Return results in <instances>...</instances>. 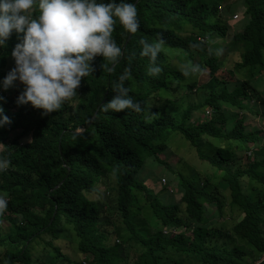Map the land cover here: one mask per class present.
<instances>
[{"label":"trees","instance_id":"1","mask_svg":"<svg viewBox=\"0 0 264 264\" xmlns=\"http://www.w3.org/2000/svg\"><path fill=\"white\" fill-rule=\"evenodd\" d=\"M224 1L126 0L136 6L137 31L114 25L120 56L112 62L97 55L77 96L42 115L15 103L22 85L2 93L10 123L0 127V155L9 160L0 172L7 201L0 211V264L70 263L54 243L68 231L83 256L75 264H264V135L244 123L246 112L260 114L255 108L264 106L254 85L264 73V0H236L240 25L230 21L236 4ZM216 37L224 40L223 52L207 48L205 40ZM158 38L163 44L154 62L139 54L141 40ZM15 44L13 32L0 48V78L14 66ZM225 52L239 55L228 72L241 77L218 74ZM152 63L161 69L156 76L147 74ZM194 65L209 70L197 101ZM125 69L128 95L142 108L151 105L147 119L144 111L101 107ZM201 108L213 116L199 119ZM176 134L216 171L217 181L178 172L181 197L164 203L140 173L148 159L165 164L159 154ZM226 190L229 208L241 214L232 224Z\"/></svg>","mask_w":264,"mask_h":264},{"label":"clouds","instance_id":"2","mask_svg":"<svg viewBox=\"0 0 264 264\" xmlns=\"http://www.w3.org/2000/svg\"><path fill=\"white\" fill-rule=\"evenodd\" d=\"M117 22L128 33L137 31L139 21L134 3L126 0H0V48L5 47L13 32L16 35V44L10 52L14 66L0 78V102L5 100L2 93L18 82L22 90L15 98L17 105L29 104L41 109L42 115L59 109L77 96L81 78L94 71L91 62L97 55L112 62L120 56L121 48L112 37ZM140 43L139 54L154 62L163 40L158 38L152 43L141 40ZM160 71L154 63L147 68L151 76ZM188 71L186 68L184 74ZM190 71L197 72L198 66H192ZM127 76L125 69L113 84L115 94L101 105L102 109L106 112L144 111L146 119L154 115L149 111L150 104L142 108L128 95L124 85ZM3 111L0 107V127L10 123ZM8 166L9 160L0 155V172ZM6 204V199L0 196V211ZM171 232L176 233L174 229Z\"/></svg>","mask_w":264,"mask_h":264},{"label":"rangeland","instance_id":"3","mask_svg":"<svg viewBox=\"0 0 264 264\" xmlns=\"http://www.w3.org/2000/svg\"><path fill=\"white\" fill-rule=\"evenodd\" d=\"M224 2L236 4L234 12L230 15V21L231 23H233V25L242 24V22H240L242 19V16L240 15L242 12V8L238 5L239 2H236V0H225ZM234 14H236L237 17L234 18ZM205 43L207 44V48L209 50L215 49L218 51L217 53H219L220 51H222L220 46L224 45V40L220 37L212 39L209 38L208 41L205 40ZM222 55L223 65L220 68L221 70L218 71V74L222 77H225L226 80H234L238 77H241V75L237 76L228 72L230 69L233 68V64L235 61L238 60L239 55L233 52H225ZM6 66L8 65L6 64ZM192 75L195 77L196 88H193L191 93L193 101H197L199 93L202 91V89L197 88L199 85L201 86L207 81L209 77V70L206 68L204 70L198 69L197 72H192ZM254 85L258 90L261 91L264 96L263 72L261 73V75L258 76V79L254 81ZM20 86L21 84L16 82V87ZM185 99L188 100V96L185 97ZM189 102H191V97H189ZM202 109L203 108L198 109L196 111L199 119H209L213 116V112L210 108H205L204 110ZM255 109H259L260 114L255 115L246 112V119L244 123L247 128L253 130H256L255 128H257L258 131H261L260 134L264 135V106L262 108ZM167 143L168 147L166 148V150H164L163 153L159 154V158L163 160L165 164L152 163L148 159L146 165L144 166V169L140 173V178H143L147 186L152 188L154 192H157L159 194V199L162 202L165 203L166 201H172V199L179 200V198L181 197V194L178 192V172L187 174L188 176L194 175L195 177L207 175L209 176L211 182L215 183L217 181L216 171L214 172L212 170L213 168L207 162L199 159L195 152V149L189 144L188 141H186L180 135L176 134L173 136L171 135ZM218 145H223L226 147L232 146V144L228 141H221L218 143ZM223 193L226 201V221L228 224H232L234 221H237L241 217V214H239L236 210H232L229 208V192L226 190L223 191ZM9 229L10 224L6 221H3V232L8 231ZM118 241L119 239L116 240V242ZM54 243H56L61 248V251L71 259L70 263L65 262L63 264H73L76 261H81L83 256L77 250V238L74 232L71 233L68 231L63 233L58 240L54 241ZM41 247L42 244L38 245L36 247V250L39 251Z\"/></svg>","mask_w":264,"mask_h":264},{"label":"built area","instance_id":"4","mask_svg":"<svg viewBox=\"0 0 264 264\" xmlns=\"http://www.w3.org/2000/svg\"><path fill=\"white\" fill-rule=\"evenodd\" d=\"M233 17L235 18V17H237V15H236V14H234V16H233ZM0 93H1V92H0ZM207 113H208V112H207ZM165 232H166V231H165ZM84 261H85V260H84ZM84 261H83V264H88V263H87V261H86V262H84Z\"/></svg>","mask_w":264,"mask_h":264}]
</instances>
